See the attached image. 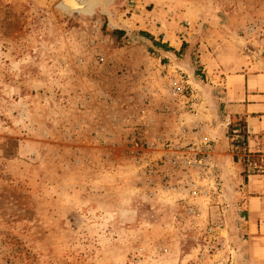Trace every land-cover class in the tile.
Segmentation results:
<instances>
[{"label":"rangeland","instance_id":"obj_1","mask_svg":"<svg viewBox=\"0 0 264 264\" xmlns=\"http://www.w3.org/2000/svg\"><path fill=\"white\" fill-rule=\"evenodd\" d=\"M79 2L0 0V264H240L226 175L264 167L204 126L264 0Z\"/></svg>","mask_w":264,"mask_h":264},{"label":"crops","instance_id":"obj_2","mask_svg":"<svg viewBox=\"0 0 264 264\" xmlns=\"http://www.w3.org/2000/svg\"><path fill=\"white\" fill-rule=\"evenodd\" d=\"M149 34L162 36L168 47L176 49L177 45L172 43L166 32L162 35V32L149 31ZM223 74L224 77L219 82L223 88V98L220 102L224 106L222 110L219 109L220 111L215 110L212 116V121L216 123L218 129H209L206 126L204 129L220 141V150L223 152L220 158L224 160L225 155L234 163L233 155L230 154V141L239 137L235 134L238 129L232 131L234 134L230 141L226 137L227 128L233 117L242 119L246 125L245 147L248 152L260 151L258 136L264 134V64L258 68L253 65L240 66ZM229 174H233L231 175L234 176L233 183L236 184L232 194L235 207L240 212L237 221L238 232L244 239V247H240L242 248L240 264H264V176L248 173L242 180L236 168L229 170L226 175L230 179Z\"/></svg>","mask_w":264,"mask_h":264},{"label":"trees","instance_id":"obj_3","mask_svg":"<svg viewBox=\"0 0 264 264\" xmlns=\"http://www.w3.org/2000/svg\"><path fill=\"white\" fill-rule=\"evenodd\" d=\"M147 38L148 35H145ZM154 46H157V44L154 43ZM161 48H164L166 49L167 51H171V52H174L175 54L177 52H175L174 50L170 49L168 46H163L161 45ZM234 119H239L238 117H233ZM239 128L241 131H240V136L243 137V140L242 141H238L235 143V145H238V146H244L246 144V138H247V134H246V130H245V123L242 119H239ZM234 125H231L230 124V127H229V131L230 133L233 131V130H237V127L234 126ZM234 161H237V157L235 156L234 157ZM253 163H256L257 165H259L261 168L264 167V154H261V153H248L247 150H245V153L243 154V164L245 166H247L248 164H253ZM262 170V169H261Z\"/></svg>","mask_w":264,"mask_h":264},{"label":"bare ground","instance_id":"obj_4","mask_svg":"<svg viewBox=\"0 0 264 264\" xmlns=\"http://www.w3.org/2000/svg\"><path fill=\"white\" fill-rule=\"evenodd\" d=\"M93 1V0H92ZM88 2V1H87ZM87 2H86V4H87ZM91 2V1H90ZM79 3H82V0H81V2H79ZM83 3H85V2H83ZM77 4H78V2H77ZM72 5V4H71ZM80 5V4H79ZM82 5V4H81ZM80 5V7H83V6H81ZM77 6V5H76ZM91 5H88L87 7H90Z\"/></svg>","mask_w":264,"mask_h":264},{"label":"water","instance_id":"obj_5","mask_svg":"<svg viewBox=\"0 0 264 264\" xmlns=\"http://www.w3.org/2000/svg\"><path fill=\"white\" fill-rule=\"evenodd\" d=\"M89 9V8H88ZM86 11H87V9H86Z\"/></svg>","mask_w":264,"mask_h":264}]
</instances>
